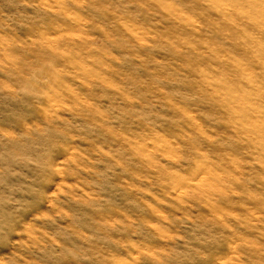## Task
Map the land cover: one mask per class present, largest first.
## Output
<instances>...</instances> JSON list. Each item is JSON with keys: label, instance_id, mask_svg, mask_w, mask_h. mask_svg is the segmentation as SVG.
<instances>
[{"label": "clouds", "instance_id": "9594fccd", "mask_svg": "<svg viewBox=\"0 0 264 264\" xmlns=\"http://www.w3.org/2000/svg\"><path fill=\"white\" fill-rule=\"evenodd\" d=\"M0 264H264V0H0Z\"/></svg>", "mask_w": 264, "mask_h": 264}]
</instances>
